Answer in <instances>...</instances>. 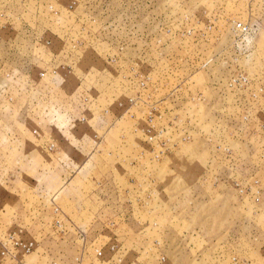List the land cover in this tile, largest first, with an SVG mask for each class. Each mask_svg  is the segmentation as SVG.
I'll use <instances>...</instances> for the list:
<instances>
[{
    "label": "rangeland",
    "instance_id": "obj_1",
    "mask_svg": "<svg viewBox=\"0 0 264 264\" xmlns=\"http://www.w3.org/2000/svg\"><path fill=\"white\" fill-rule=\"evenodd\" d=\"M0 264H264V0H0Z\"/></svg>",
    "mask_w": 264,
    "mask_h": 264
}]
</instances>
